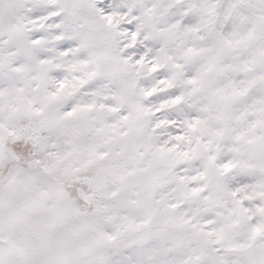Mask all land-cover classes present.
I'll list each match as a JSON object with an SVG mask.
<instances>
[{
    "label": "snow or ice",
    "instance_id": "snow-or-ice-1",
    "mask_svg": "<svg viewBox=\"0 0 264 264\" xmlns=\"http://www.w3.org/2000/svg\"><path fill=\"white\" fill-rule=\"evenodd\" d=\"M0 264H264V0H0Z\"/></svg>",
    "mask_w": 264,
    "mask_h": 264
}]
</instances>
